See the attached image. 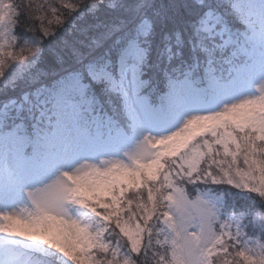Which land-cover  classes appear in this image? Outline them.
Returning <instances> with one entry per match:
<instances>
[{
    "label": "snow or ice",
    "instance_id": "obj_1",
    "mask_svg": "<svg viewBox=\"0 0 264 264\" xmlns=\"http://www.w3.org/2000/svg\"><path fill=\"white\" fill-rule=\"evenodd\" d=\"M0 264H264V0H0Z\"/></svg>",
    "mask_w": 264,
    "mask_h": 264
},
{
    "label": "trees",
    "instance_id": "obj_2",
    "mask_svg": "<svg viewBox=\"0 0 264 264\" xmlns=\"http://www.w3.org/2000/svg\"><path fill=\"white\" fill-rule=\"evenodd\" d=\"M26 2H29V0H26ZM31 3L35 4H44V3H50L54 6L58 7V10L60 9V6H62L65 3H74L75 0H30ZM63 18V16H61ZM7 70V69H6ZM256 196L257 194H253Z\"/></svg>",
    "mask_w": 264,
    "mask_h": 264
},
{
    "label": "rangeland",
    "instance_id": "obj_3",
    "mask_svg": "<svg viewBox=\"0 0 264 264\" xmlns=\"http://www.w3.org/2000/svg\"><path fill=\"white\" fill-rule=\"evenodd\" d=\"M40 259H43V257H39Z\"/></svg>",
    "mask_w": 264,
    "mask_h": 264
}]
</instances>
